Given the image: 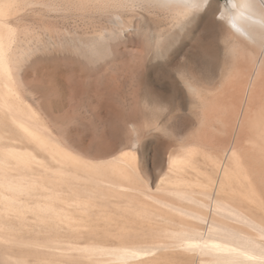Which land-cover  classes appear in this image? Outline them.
Segmentation results:
<instances>
[{"label":"rangeland","instance_id":"1","mask_svg":"<svg viewBox=\"0 0 264 264\" xmlns=\"http://www.w3.org/2000/svg\"><path fill=\"white\" fill-rule=\"evenodd\" d=\"M226 1L213 0L209 8L194 15V20L184 30L186 32L194 29V35L188 39L178 35L182 27L178 28L179 20L174 12L164 8L161 10L154 5L147 7V4H135L130 10L127 9L114 17L99 12L97 16H90L93 18L91 21L88 20L89 15L83 19L75 12L56 13L44 10V14L41 9V12L29 11V16L25 13L26 16H22L23 22L21 20L18 29L21 39L19 44L22 45L24 54L18 58V65L16 63L12 77L3 79L0 85V92H4L0 97V118L6 121L5 126L0 129L4 134V139L0 141V168L10 163L9 167L4 168L15 179H19V175H32L30 178H40L38 181L44 180L50 188L41 191L44 194L39 192V196L35 198L13 195L2 189L0 191L8 197L18 196L20 201L23 200L26 204L52 202L61 207L65 201L73 202L75 199L73 192H67L59 166L34 149L28 139L23 138L24 135L16 126L17 121L30 123L33 128L42 131L54 147L72 151L87 161L102 162L126 151H134L138 156L140 173L149 180L151 188L156 187L158 178L167 169L170 155L178 154L183 146L192 143L195 145L197 131L201 127V109L190 103L185 80L197 84L208 94L207 89L218 88L227 75L228 66L230 67V58L226 53L227 43L220 35L214 37V22L211 19L212 12L218 13ZM217 23L223 21L218 20ZM85 25L87 26L84 27ZM162 30L164 34L167 33L165 31L178 34L167 40L163 38L165 41L163 40L161 47L157 48L156 35ZM25 31L27 33H24ZM198 37L212 40L219 46L217 63L196 54L195 43ZM155 50L157 57L154 55ZM173 77L178 81L180 90L173 84ZM251 95V91H248L242 99L235 120L228 123L229 125L225 124V128L224 123L211 121L209 131L212 137L202 148L206 149L207 152L204 151L211 158L236 148L241 155L240 165L247 178L246 186L253 184L257 189L264 191V137L261 134L264 129V108L252 110L248 100ZM15 137L16 139H13ZM17 152L31 153L36 159L29 168L26 169L22 164L20 167V163L10 156L11 153ZM200 166L204 168L201 163ZM16 168L18 173L13 172ZM211 169L208 166L205 170ZM189 177L193 180L200 179L195 175ZM85 185L88 188L94 187L92 183ZM55 191L61 194L58 195ZM59 196L63 201L57 198ZM44 197H47L46 201ZM98 204L100 207L109 205L110 211L114 207L113 203L101 200H98ZM69 208L75 210L73 207ZM109 217L112 225L109 228L114 231L116 218L112 211ZM11 218L15 223L17 219ZM28 219V227L23 231H0V253L7 251L15 256L24 255L31 261H66L69 258L76 261L80 258L79 253H68L59 248H68L65 241L83 246L88 243V234L78 238L74 233L69 237L65 230L55 234L42 233L40 228L36 227L38 230H35L36 221L33 216L28 215ZM118 221L121 225L128 224L126 226H129L131 232L136 231L132 233L134 242L141 241L139 237L144 236L147 241L153 235L161 237L160 231L164 226V223L154 217L143 220H137V217H123ZM175 221L185 224L179 217H175ZM105 223L100 221L101 225ZM83 255L81 258L92 260L87 264H113L107 256ZM1 257L0 254V264H4V258L1 260ZM103 259L104 262H97ZM179 262L196 263L190 258Z\"/></svg>","mask_w":264,"mask_h":264},{"label":"bare ground","instance_id":"2","mask_svg":"<svg viewBox=\"0 0 264 264\" xmlns=\"http://www.w3.org/2000/svg\"><path fill=\"white\" fill-rule=\"evenodd\" d=\"M212 1L0 0V85L3 79L12 77L18 58L24 54V49L19 44L21 39L18 29L22 16H26L25 13L31 10L41 12L42 9L43 12L45 10V12L56 13L59 11L75 12L83 19L89 15L88 20L91 21L93 18L91 19L90 16L95 14L97 16L99 12L114 17L121 15L127 9L130 10V7L135 4H147V7L154 5L157 8L160 7L161 10L164 8L173 11L176 19L179 20L178 28L182 27L181 32L176 34L188 39L194 35V29L185 32V28L194 20L193 16L209 8ZM211 16L214 22L212 30L214 37L220 35L227 43L226 53L230 58V67L228 66L227 75L221 85L212 90L207 89L208 94H205V91H202L197 84L185 80L190 103L201 109V127L197 131L195 145L193 143L185 145L186 147L183 146L178 154L170 155L167 160V169L158 178L157 186L151 188L149 180H146L140 173L138 156L134 151H126L102 162L87 161L72 151L54 147L44 133L33 128L30 123L17 121L16 126L24 135L23 138L28 139V143L32 144L34 149L42 152L59 166L67 192H73L75 199L73 202L65 201L61 207H57L52 202L26 204L23 200L20 201L18 196L8 197L0 191V231L5 233L23 231L28 227V215H32L33 220L36 221L35 230L40 228L42 233L55 234L65 230L69 237L74 233L78 235V238L88 234L87 244L79 246V244L65 241L68 248H59L62 251L89 256H107L113 264H181L179 260L188 258L194 259L195 264H264V191L261 188L257 189L253 184L246 186L247 178L242 173V165H240L241 155L236 148L222 154L219 152L221 155L213 158L209 157L206 149L202 148L212 137L209 131L211 121L217 120L224 123V128L225 124L232 123L248 91L252 94L248 99L252 110L258 107L264 108V0H227L220 11L212 12ZM218 20L223 23L218 24ZM80 30L82 33V29ZM162 32L163 30L161 33L157 32L159 34L156 35L157 48L161 47L163 38L167 40L176 35L173 31H165L167 32L165 34ZM196 40V54L203 59H211L217 63L219 46L217 47L212 40L202 37ZM154 53L156 55V50ZM173 84L180 90L179 83L174 77ZM3 93L0 92V97ZM260 117L262 118L261 115ZM5 123L6 121L0 118V129L5 126ZM261 134L264 137V129ZM3 135L0 130V141L4 139ZM10 156L20 163V167L22 164L26 169L36 159L31 153L17 152L11 153ZM200 163L204 168H201ZM8 164L0 168V189L13 195L35 198L39 196L37 195L40 194L39 192L46 191L47 187L50 188L44 180L39 182L40 178L36 179L35 176L36 180L30 178L32 175L30 177L19 175L20 178L15 179L4 168H7ZM208 166L212 168L211 171L205 170ZM18 168L13 172L18 173ZM27 173L29 174V171ZM189 175H195L200 179H190ZM87 183H92L94 187H86ZM52 192L50 189V193ZM46 198L44 197V201L47 200ZM98 200L114 204L111 210L116 218L114 219L116 221L114 231L109 228L112 226L109 220L111 213L109 205L100 207ZM69 207H73L76 213ZM11 217L17 219L15 223L12 222ZM123 217L127 219L137 217V220L151 217L159 219L164 223L160 231L162 235L161 237L153 235L147 241L145 236L139 237L140 234L137 232L139 236H135L141 241L134 242L132 240L135 238L132 233L136 231L131 232L129 226H126L128 224L119 223L118 219ZM175 217L183 219L185 224L177 223ZM102 220L106 222L105 225L100 224ZM0 254L4 258V264H87L92 262L91 259L81 258V255L76 261L70 258L66 261L46 259L31 261L24 255L15 256L7 251ZM2 257L1 260H3ZM97 262H104V259L103 261L97 260Z\"/></svg>","mask_w":264,"mask_h":264}]
</instances>
